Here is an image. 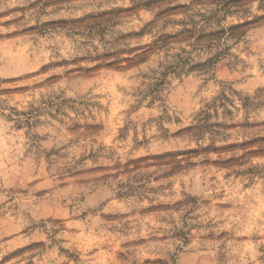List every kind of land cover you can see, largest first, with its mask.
I'll use <instances>...</instances> for the list:
<instances>
[{
  "label": "rangeland",
  "instance_id": "1",
  "mask_svg": "<svg viewBox=\"0 0 264 264\" xmlns=\"http://www.w3.org/2000/svg\"><path fill=\"white\" fill-rule=\"evenodd\" d=\"M215 7L0 0V264H264V19L207 40L264 2ZM185 29L155 91L166 50L108 65Z\"/></svg>",
  "mask_w": 264,
  "mask_h": 264
},
{
  "label": "trees",
  "instance_id": "2",
  "mask_svg": "<svg viewBox=\"0 0 264 264\" xmlns=\"http://www.w3.org/2000/svg\"><path fill=\"white\" fill-rule=\"evenodd\" d=\"M256 0H213V2L216 3V9L214 10V12H221L224 15L228 14L230 12H232L233 8L237 7V8H241L244 5H246L247 3L253 2ZM264 2V0H261ZM264 19V16L261 17H257L255 20H249V21H245L242 23H237V24H232L229 25L227 27H223L221 30L218 31H214V32H210L207 33V40L210 44H213L216 40L221 39L222 37H236V38H240L244 32H245V27H247L248 25H251L255 22H257L258 20H262ZM194 30L193 29H185L183 30V32L181 33H177V34H167V33H163L161 35H159L154 41H152L151 43L144 45L140 48H136V49H131L132 51H136L138 49H142L141 52L136 53L134 56L132 57H127L124 59H119L113 62H110L108 65L114 66L117 65L119 63H121L122 61H128L130 62V65H135L137 63L146 61L149 54L153 53L155 51H161L162 49L167 51L166 54V60L168 61L169 65L163 64L161 63V66L163 67V70L160 72V76L159 77H155V81L154 83L151 85V90H157L159 85L162 83L164 77H165V71H171V70H178L179 67H182L183 65H185L187 63V61L189 60L187 57H183V55L181 53H168V52H172L173 50V42L175 41H180V40H190L194 35ZM182 35V37H180ZM204 36H200L198 39L196 38V42L197 41H201V38ZM114 56L115 53H109L106 56ZM170 58V59H168ZM212 61V59L210 60V62ZM207 63H204V65H206ZM194 66H192L191 68H193ZM218 126H220V124H218ZM178 153L177 152H166L162 155H154L155 158H165L168 156H176ZM151 156H145V157H141L137 160H134V162H140L143 160H146L148 158H150ZM174 162V161H172ZM175 165H173L174 167L172 168V172L182 168L183 165L179 164V161H175L174 163ZM121 168H124L123 171H132V168H130V164H124L123 166H121ZM122 171H118L115 175L121 174ZM171 173V172H170ZM125 191H118L119 195H128L131 193H134L136 191V186L133 184H125Z\"/></svg>",
  "mask_w": 264,
  "mask_h": 264
}]
</instances>
